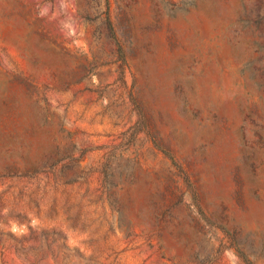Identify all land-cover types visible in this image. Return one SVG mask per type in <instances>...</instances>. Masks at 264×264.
<instances>
[{"label":"rangeland","instance_id":"374dc122","mask_svg":"<svg viewBox=\"0 0 264 264\" xmlns=\"http://www.w3.org/2000/svg\"><path fill=\"white\" fill-rule=\"evenodd\" d=\"M0 264H264V0H0Z\"/></svg>","mask_w":264,"mask_h":264}]
</instances>
